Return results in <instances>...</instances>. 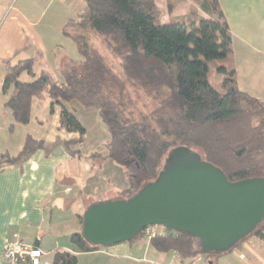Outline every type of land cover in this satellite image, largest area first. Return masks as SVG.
Segmentation results:
<instances>
[{"label": "trees", "instance_id": "16d2710c", "mask_svg": "<svg viewBox=\"0 0 264 264\" xmlns=\"http://www.w3.org/2000/svg\"><path fill=\"white\" fill-rule=\"evenodd\" d=\"M83 3L82 12L61 29L80 58L59 65L60 81L50 82L44 71L35 74L32 59L6 66L1 92L10 93L5 107L16 123H29L33 97L46 89L49 113L60 107V125L78 135L65 144L76 145L85 130L65 104L77 102L87 111H96L108 133L107 159L128 177L117 198L125 201L153 183L174 152L199 155L229 183L264 179V101L238 88L232 37L217 0L204 5L207 16H181L169 23L160 22L155 0ZM91 34L101 39L120 72L88 42ZM211 68L220 77L216 87L209 82ZM22 74L31 81H21ZM43 145L28 135L17 156H0V170ZM79 222L83 225V216ZM163 230L162 235L148 238L157 251L174 252L181 259L203 256L192 235ZM147 236L145 228L128 242ZM250 236L264 240V221L229 250L206 258L239 253ZM70 239L81 252L106 248L86 241L82 228ZM76 262L74 255L55 253L51 264Z\"/></svg>", "mask_w": 264, "mask_h": 264}, {"label": "crops", "instance_id": "0c3cea01", "mask_svg": "<svg viewBox=\"0 0 264 264\" xmlns=\"http://www.w3.org/2000/svg\"><path fill=\"white\" fill-rule=\"evenodd\" d=\"M61 1V4L65 2ZM51 2L0 0V156H17L28 135L44 142L42 148L21 162L0 170V264H6L2 257L3 246L11 240L37 248L42 253L41 264H51L55 253L76 256V264H216L221 257L209 263L202 256L194 261L181 259L174 252L157 251L147 237L91 252H81L71 242V235L82 228L79 217L95 203L117 199L127 187L128 177L124 170L107 159L108 133L96 111H87L77 102L65 104L85 130L81 143L67 145L65 143L77 139L78 135L66 132L60 125V107L54 106L53 113H49V99L36 102L33 97L26 125L16 123L5 107L10 93L1 92V83L7 65L32 59L35 74L45 72L44 65L59 73V65L72 58L63 50L69 39L61 34L70 18L57 25L45 20ZM256 2L259 7L248 9L252 16L242 17L237 22L243 25L242 29H251L248 24L254 25L258 31L256 36L248 30L241 36L233 32L227 8L222 7V12L232 37L238 88L263 100L244 83L240 70V62L248 64L252 54H264V16L260 14L263 2ZM50 33L56 35L52 36L54 41ZM242 253L232 254L243 256ZM241 259L238 264H259L264 254L254 263L250 255Z\"/></svg>", "mask_w": 264, "mask_h": 264}, {"label": "water", "instance_id": "95a60500", "mask_svg": "<svg viewBox=\"0 0 264 264\" xmlns=\"http://www.w3.org/2000/svg\"><path fill=\"white\" fill-rule=\"evenodd\" d=\"M263 221L264 179L229 183L199 155L181 151L171 153L159 177L132 199L88 207L82 236L110 247L160 226L192 235L201 252L210 254L229 250Z\"/></svg>", "mask_w": 264, "mask_h": 264}, {"label": "rangeland", "instance_id": "374dc122", "mask_svg": "<svg viewBox=\"0 0 264 264\" xmlns=\"http://www.w3.org/2000/svg\"><path fill=\"white\" fill-rule=\"evenodd\" d=\"M208 1L209 0H155V6L157 7L160 14V22L169 23L173 19H176L181 16H188L191 18H194L196 16H207L205 11H203V7L205 4H207ZM254 1L255 4H253ZM61 2H62L61 0H52L51 2L52 3L51 8L49 9V12L46 14L45 17V20H48L51 24L57 25V22H61V20L64 22L67 18H76L77 15H79L84 8L83 0H65L63 4H61ZM219 2L221 3L220 4L221 8L222 7L227 8L225 10L227 11V18L229 20V25L233 32L235 33L237 32L240 36L242 34H245L247 30L248 32H252V33L254 32L255 36L256 34H258L257 33L258 31L254 25L248 24L249 26H251V29L248 28L242 29L243 28L242 24L237 25V22H240L242 17L248 18V16L250 15L248 13V9L250 7L251 8L252 6L259 7V4L256 2V0H219ZM262 2L263 4L261 3L260 4L263 6L262 7L263 10L260 12V14L264 16V0H262ZM64 8L66 9L65 12L61 11ZM223 8L221 10H223ZM251 16L252 15H250V17ZM53 35L56 36L55 34H51V33L49 34L52 41L55 40L52 37ZM88 42L93 47H95L99 52L105 55L110 61V63L113 65V67L116 69V71L120 72L119 64L117 60L113 59L107 53L105 46L103 45L101 39L98 36H96L95 34L89 35ZM65 43L66 44L63 50L67 52V55L69 57H72L71 59H74L76 57L78 60L80 57L76 53L75 44L70 39L66 40ZM234 45H236V42ZM43 67L46 74H48L50 77V82L61 80V77L59 73L56 72V70H51L45 65ZM212 70L213 68H211L209 82L211 83L212 86L216 87L218 82L220 81V77L216 75L214 70L213 71ZM240 70L242 73L241 77L242 80H244V83L249 84L250 87L253 89V91L251 92H253L256 96L263 98L264 100V54H252V56H250L249 58L248 64L246 63V61H243V63L240 62ZM20 80L27 82V81H31V78L28 77L26 74H22ZM35 99L36 102L43 100L48 101L49 98L47 96L46 89L43 90L38 95H36ZM142 102H145L144 98L142 99ZM149 107H150V102H149ZM174 156L175 155L172 156V159L175 158ZM168 158H170V154L168 155ZM162 166H164V161L162 163ZM120 169L123 170L122 167H120ZM203 246L207 247V244L203 243ZM239 250L243 251L242 253L243 256L250 255L252 263L257 262L258 260H260L259 258H261V256L264 254V240H261L256 236H250L241 245V248ZM243 256H239L237 254L226 255L221 257L219 260H217L216 264H238V262L242 260L241 258ZM202 257L205 258L206 254H203ZM207 259L209 263L211 260H213L211 256ZM262 261H260V263Z\"/></svg>", "mask_w": 264, "mask_h": 264}, {"label": "built area", "instance_id": "2783aa9c", "mask_svg": "<svg viewBox=\"0 0 264 264\" xmlns=\"http://www.w3.org/2000/svg\"><path fill=\"white\" fill-rule=\"evenodd\" d=\"M163 229L160 226L146 228V233L149 235L147 238L162 235ZM41 255L42 253L37 248L26 245L19 240L6 241L2 251V257L6 264H41L39 260ZM199 258H196L194 261H197ZM259 264H264V260Z\"/></svg>", "mask_w": 264, "mask_h": 264}]
</instances>
